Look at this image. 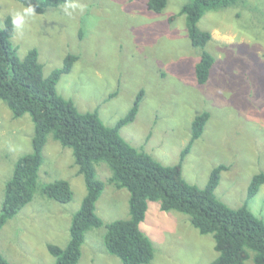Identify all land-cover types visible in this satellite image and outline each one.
Returning <instances> with one entry per match:
<instances>
[{
  "label": "rangeland",
  "instance_id": "374dc122",
  "mask_svg": "<svg viewBox=\"0 0 264 264\" xmlns=\"http://www.w3.org/2000/svg\"><path fill=\"white\" fill-rule=\"evenodd\" d=\"M168 0L161 12L148 0H75L84 10L62 11L48 6L28 19L10 38L22 58L36 48L44 76L63 64L67 53L78 55L71 70L60 76L56 91L79 111L98 110L112 126L126 114L142 89L134 120L119 128L130 145L163 165L176 164L190 137V124L202 110L209 118L181 162L182 176L203 187L213 167L225 164L215 195L229 207L244 203L264 221V183L247 199L251 177L264 168V0L206 10L197 25L211 33L206 49L214 64L205 83H197L199 57L187 35L181 5ZM23 4L0 0V26ZM33 121L28 113L15 117L0 99V209L4 186L16 160L31 151ZM32 199L0 229V252L16 264H52L46 244L64 246L73 213L85 194L83 177L69 147L51 134L43 147ZM96 177L104 182L95 203L103 223L127 218L128 191L108 182L111 171L101 161ZM56 179L68 181L72 197L60 202L40 187ZM141 230L154 247L146 264H209L216 256L212 234L201 233L185 213L161 210L149 200ZM105 227L86 231L76 264H122L104 244ZM245 264H255L250 257Z\"/></svg>",
  "mask_w": 264,
  "mask_h": 264
},
{
  "label": "trees",
  "instance_id": "16d2710c",
  "mask_svg": "<svg viewBox=\"0 0 264 264\" xmlns=\"http://www.w3.org/2000/svg\"><path fill=\"white\" fill-rule=\"evenodd\" d=\"M23 5L31 2L36 13L48 6H57L68 0H16ZM168 0H148L147 8L161 12ZM240 3L239 0H189L179 9L185 16V26L191 44L198 48L199 57L194 65L197 83L207 81L214 64V56L206 49L211 39L208 30L197 22L210 9ZM14 34L11 17L0 26V99L15 117L28 113L33 121L31 151L20 156L11 177L4 186L0 209V229L7 219L27 204L38 187V170L43 161V147L51 134L62 146L71 149L77 172L83 177L85 194L79 208L73 213L69 226V239L64 246L46 244L55 257L52 264H76L87 230L104 225L106 250L119 257L122 264H146L154 255L150 238L141 230L148 201H158L161 210H176L189 216L191 224L201 233L212 234L217 256L209 264H245L251 256L255 264H264V221L247 207L232 208L215 195L220 172L228 168L219 164L212 168L206 184L199 187L189 183L181 172V162L197 139L209 118V111L196 114L190 124V137L180 151L176 164L163 165L147 152L126 142L119 128L134 120L142 89L131 107L112 126L105 125L98 110L79 111L73 101L56 91L60 76L68 73L78 55L67 53L63 64L44 76L36 48H30L20 58L10 38ZM105 162L111 174L108 182L128 191L127 218L103 223L95 212V203L104 187L96 177L95 164ZM264 183V168L249 182L247 199L256 194ZM40 190L46 196L67 202L72 190L67 180L56 179L43 184ZM0 264L10 263L0 252Z\"/></svg>",
  "mask_w": 264,
  "mask_h": 264
},
{
  "label": "clouds",
  "instance_id": "9594fccd",
  "mask_svg": "<svg viewBox=\"0 0 264 264\" xmlns=\"http://www.w3.org/2000/svg\"><path fill=\"white\" fill-rule=\"evenodd\" d=\"M84 7V5L75 2V0H68V2L63 5L62 11H64L65 14L71 15V10L79 9L83 11ZM35 13L36 8L31 2L22 5L19 9L13 10L10 13L12 28L18 33L21 32L28 19L34 16Z\"/></svg>",
  "mask_w": 264,
  "mask_h": 264
}]
</instances>
